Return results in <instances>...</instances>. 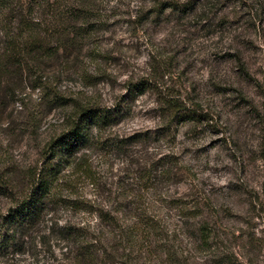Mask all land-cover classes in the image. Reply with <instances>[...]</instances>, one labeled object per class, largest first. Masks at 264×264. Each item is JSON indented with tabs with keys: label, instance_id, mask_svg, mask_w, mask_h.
Returning a JSON list of instances; mask_svg holds the SVG:
<instances>
[{
	"label": "rangeland",
	"instance_id": "obj_1",
	"mask_svg": "<svg viewBox=\"0 0 264 264\" xmlns=\"http://www.w3.org/2000/svg\"><path fill=\"white\" fill-rule=\"evenodd\" d=\"M108 1L107 21L87 38L96 54H82L60 80L64 105L29 88L17 103L0 104V227L13 201L10 189L16 193L27 184L29 168L40 164L43 148L75 103H118L127 114L107 133L127 143L137 132L150 138H135L128 153L103 146L81 151L78 158L88 155L97 185L76 167L65 168L60 182L71 183L72 192L64 189L63 197L76 199L80 208L57 198L42 231L19 236L20 251L11 246L0 264H79L77 249L61 240L62 227H84L107 243L112 228L91 209L118 207L113 194L124 178L140 182L149 168L138 163L165 158L177 174L144 192L162 230L145 235L149 247L143 252L120 248L135 259L128 264H264V213L246 195L261 193L264 174L261 161L252 160L260 139L249 114L250 102L264 108V0ZM167 1L195 5L184 13L164 12ZM137 83L144 92L133 89ZM166 93L201 108L202 122L162 114ZM196 197L204 213L180 212L179 201ZM203 225L211 229L209 244L202 241ZM117 257L101 256L98 264H125Z\"/></svg>",
	"mask_w": 264,
	"mask_h": 264
},
{
	"label": "trees",
	"instance_id": "obj_2",
	"mask_svg": "<svg viewBox=\"0 0 264 264\" xmlns=\"http://www.w3.org/2000/svg\"><path fill=\"white\" fill-rule=\"evenodd\" d=\"M108 5V0H0V104L6 101L17 103L18 96L29 88L40 94L43 92L45 100L51 104L64 105V98L58 92L60 80L74 70V63L82 54H96L89 49L87 38L107 21L104 12ZM193 5L195 3L171 1L162 4L164 12L169 10L173 13L188 12ZM237 61L240 70L246 73L245 64L239 57ZM140 86L138 83L132 85L133 89L142 93L145 89L140 90ZM163 96L161 110L162 114L167 113L168 118L181 116L183 121L192 120L194 123L204 119L201 108H190L181 95L177 97L166 93ZM196 105L201 107L199 103ZM65 106L68 107V103ZM125 109L118 103L102 107L88 101L85 105L75 103L73 109L66 113L62 130L54 134L43 148L40 164L29 168L31 172L27 184L16 193H13L16 187L10 189L12 192L9 195L13 201L0 227V259L11 246L20 251L19 236L29 239L42 231L40 227L47 221L50 206L58 205L57 198L65 202L67 208H80L76 199L63 197L62 191L66 189L70 193L72 187L71 183L63 185L60 180L65 168L76 167V171L84 173L93 186L97 185V176H94L88 155L78 158L81 151L103 146L104 150H110L108 152L128 153L135 138L146 143L150 133L143 135L137 132L129 139L132 143H127L125 139L118 140L107 133L120 124L127 114ZM249 114L260 139L255 150H252V160L261 161L264 168V108L250 102ZM167 162L165 158L158 161L151 159L144 165L138 163L140 166L149 165L140 182L124 178L115 193H111L113 200L120 199L118 207H111L110 210L105 203L102 213L91 209L90 213L96 212L112 228L110 233L113 237L107 243L98 237H90L84 227H71L70 224L62 227L61 240L67 241L68 247L72 244L77 249L76 263L98 264L103 260L99 259L101 256L105 259L118 256L128 264L129 260L135 259L130 258L129 254L120 253V248L128 247L130 252L138 253L149 247L148 239L144 240L145 235L152 230L154 233L161 232L162 227L157 223L155 207L147 202L144 192L158 189L165 179L177 174ZM256 194L255 197L249 192L246 195L253 209L264 213V174L261 193ZM201 202L197 197L188 203L179 201V210L197 215L203 212ZM122 213H125L124 217H121ZM210 230L205 225L200 227L202 241L206 244L210 243ZM98 252H102V255ZM169 256L176 258V254L171 252Z\"/></svg>",
	"mask_w": 264,
	"mask_h": 264
}]
</instances>
